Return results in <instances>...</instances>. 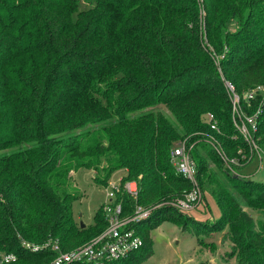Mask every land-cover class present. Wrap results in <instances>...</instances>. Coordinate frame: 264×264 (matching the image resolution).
I'll return each instance as SVG.
<instances>
[{
  "label": "trees",
  "instance_id": "16d2710c",
  "mask_svg": "<svg viewBox=\"0 0 264 264\" xmlns=\"http://www.w3.org/2000/svg\"><path fill=\"white\" fill-rule=\"evenodd\" d=\"M202 1L0 0V250L18 254L10 264H42L54 255L24 249L19 235L58 238L64 250L80 245L76 238L87 228L73 221L79 195L71 191V172L97 169L103 149L111 169L96 178L107 183L111 171L128 167L119 183L134 179L140 188L137 199L118 193L124 213L167 198V181L181 186L174 196L189 190L170 155L185 138L193 143L198 178L209 173L222 206L216 224L228 227L230 256L237 264H264V222L245 209H264V180L225 167L210 171V161L225 159L208 141L216 137L230 156L246 151L234 136L222 76L241 93L264 84V0H204L201 13ZM98 210L95 224L103 227L94 235L106 225ZM172 210L158 207L151 217L170 218ZM150 218L136 224L139 249L102 264H139L152 255L143 232Z\"/></svg>",
  "mask_w": 264,
  "mask_h": 264
},
{
  "label": "rangeland",
  "instance_id": "374dc122",
  "mask_svg": "<svg viewBox=\"0 0 264 264\" xmlns=\"http://www.w3.org/2000/svg\"><path fill=\"white\" fill-rule=\"evenodd\" d=\"M205 8L203 0L200 2L201 13ZM239 23L241 24L243 21H239ZM214 55H217L216 52ZM222 77L227 80L224 75ZM162 113L174 120V116L168 109L164 108ZM206 115L204 114V118H207ZM234 136L239 137L236 133ZM104 143L107 142L104 141ZM107 152L108 150L103 149L102 161L98 164L97 169L88 167L71 172V191L79 195L73 202V221L80 226L81 221H84L87 228L84 233L79 234L76 238V242H80V244L88 241L97 229L103 227L98 223L95 224V212L99 207H102L98 210L99 214L103 213V209H108L110 204L107 195L109 182H119L128 170V167H119L111 171L107 183L98 180L96 177L105 178L106 172L111 169L109 162L105 159ZM261 155L263 156L262 163L259 156L256 155L246 165L238 164L235 167L228 166L226 159L225 163L210 161L209 169L210 171L214 170L215 173H220V169L225 167L233 174L238 173L240 176L256 181L264 180V153ZM228 157L239 156L228 155ZM207 174L209 173L207 172ZM207 174L201 175L197 180L203 192V198L194 208L181 211L171 205L179 197L173 194L181 189V186L175 187L172 181H167V185L170 187L167 198L163 197L165 199L161 198L158 202H156L157 199H154L149 202V205H146L152 211L166 205L174 210L170 212L173 213L172 215L169 214L171 215L170 218H165L160 213L153 215L145 221V224L143 223V232L147 243L151 244L153 254L139 264H237L235 256H230L231 242L223 238L228 230L227 225L216 224L222 216V206L213 197L210 184L207 181ZM139 177L141 178L142 175ZM245 209L254 216V220L258 224L264 222V209L250 207Z\"/></svg>",
  "mask_w": 264,
  "mask_h": 264
},
{
  "label": "built area",
  "instance_id": "2783aa9c",
  "mask_svg": "<svg viewBox=\"0 0 264 264\" xmlns=\"http://www.w3.org/2000/svg\"><path fill=\"white\" fill-rule=\"evenodd\" d=\"M225 85L232 104L233 126L237 135L247 146V150L240 148L238 150L239 157H228L216 137L210 135L208 141L223 154L228 166L246 165L256 155L259 156L262 163L263 156L261 154L264 153V146L259 142L258 131L264 105V84H257L242 93L237 91L235 85L229 80H225ZM206 120L212 129L220 132L218 118L214 113H208ZM192 149L193 143L185 138L174 143L170 153L171 162L177 172L191 183V188L184 191L171 204L181 211L194 208L203 198V192L197 181L198 168ZM118 193H126L137 199L140 194L138 182L134 179L126 180L123 183L109 182L107 195L110 204L107 210L103 209L106 225L88 241L72 249L64 250L58 238L49 237L42 242H33L19 235L21 246L30 252L53 251V257L42 264H72L80 261L102 264L131 255L144 243L142 236L137 231L136 224L150 218L152 210L136 204L133 212L124 213V204L122 199L118 198ZM17 259L16 252L0 250V264H10Z\"/></svg>",
  "mask_w": 264,
  "mask_h": 264
},
{
  "label": "water",
  "instance_id": "95a60500",
  "mask_svg": "<svg viewBox=\"0 0 264 264\" xmlns=\"http://www.w3.org/2000/svg\"><path fill=\"white\" fill-rule=\"evenodd\" d=\"M85 225H86V224L84 223V221H81V226H82V227H85Z\"/></svg>",
  "mask_w": 264,
  "mask_h": 264
}]
</instances>
